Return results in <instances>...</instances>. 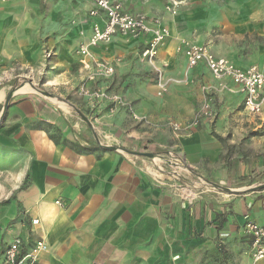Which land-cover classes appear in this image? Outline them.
<instances>
[{
  "label": "crops",
  "instance_id": "1",
  "mask_svg": "<svg viewBox=\"0 0 264 264\" xmlns=\"http://www.w3.org/2000/svg\"><path fill=\"white\" fill-rule=\"evenodd\" d=\"M64 3L69 6L68 16L80 23L52 27L46 83L57 94L68 90L73 96L71 78H76L79 68L75 49L88 39L91 23L97 19L88 15L92 0ZM51 14L54 22L59 21V12ZM79 30L84 32L81 36ZM119 36H114V42ZM40 48L37 43L24 51L41 56ZM104 49L92 48L99 57L114 62L116 54ZM117 57L113 64L118 75L127 73L125 56ZM253 64L264 68V61L239 67ZM193 71L211 77L202 63ZM67 78L72 85H67ZM123 86L119 89L131 101L130 112L110 111L101 101L93 107L91 100L79 105L75 95L60 103L37 92L11 105L2 146L13 155L7 162L15 165L18 180L0 200V264L7 244L17 236L26 247L40 238L49 245L40 254V264H264V258L253 259L250 238L244 233L247 220L264 224V135L260 156L250 162L255 179L230 191L201 186L194 189V198L182 199L175 183L157 170V161L154 164L137 153H142L140 145L149 131L129 114L145 113L155 119L175 115L184 122L194 114L193 105L176 106L166 98L151 106V97H144L147 84ZM237 94L242 104L243 95ZM251 116L264 120V110ZM201 125L177 134L175 147L206 177L204 161H213L221 146L210 136L206 123ZM10 132L16 135L9 138ZM226 171L223 177L231 173ZM244 171L245 166L239 165L232 181ZM190 177L187 174L185 179L193 182Z\"/></svg>",
  "mask_w": 264,
  "mask_h": 264
},
{
  "label": "rangeland",
  "instance_id": "2",
  "mask_svg": "<svg viewBox=\"0 0 264 264\" xmlns=\"http://www.w3.org/2000/svg\"><path fill=\"white\" fill-rule=\"evenodd\" d=\"M65 1L67 2V0H0V156H2L0 200L10 194L18 180L15 165L7 162L13 155L9 156L8 147L2 146L7 137L2 129L8 119L11 105L19 97L37 92L48 100L62 103L67 97L75 95L73 100L79 105L88 104L91 100L93 107L95 102L99 104L101 101L105 102L106 109L110 111L116 109L129 111L131 101L122 95L119 89L123 84L124 89L134 84L139 85L138 87L147 84L144 97H151V106L161 104L166 98L173 99L172 104L176 106L184 103L193 105L194 114L190 115L189 119L186 118L184 123L189 122L202 105L206 103L209 105L211 115L204 114L192 128L177 131L172 128V123H180L179 116L167 115L163 119H155L145 113H141L142 116H136L133 112L129 114L138 121V125L149 131L139 150L142 153H149L148 159L157 161V170L160 173L169 176L168 172L173 170L181 180L188 182L195 190L206 186L212 189L224 187L226 191H230L255 179L250 162L252 158L261 154L259 151L263 146L261 136L264 135V120L257 117L252 119V114L243 110L240 97L231 81H220L212 75L206 78L196 71L191 72L193 68L188 67L182 53L185 56L187 44L199 41L209 50L212 49L216 54L230 58L231 62L239 66L264 61V0H116L126 10L156 20L163 28L164 37L158 43L157 53L152 58L143 54L146 46L148 47L149 36L128 38L119 34L116 42L114 35L108 42L97 45L104 47L110 54L115 53V63L119 59L117 56H125L124 65L128 67V71L121 75H118L114 62L107 60L109 57L106 59L99 57V54L96 55L92 50L96 60H104L114 69L109 77H98L94 82H90L91 84L88 83L91 90L104 91L107 99L80 94L85 81V72L81 70L80 61L76 78H71L75 87L73 91H76L73 96L68 90L60 92L59 95L52 85L46 83L51 59V52L47 46L52 27L55 23L74 26L80 23L79 19H71L68 16L66 11L69 6L65 5ZM74 1L76 0H70ZM53 11L61 14L59 21L54 22L51 18ZM37 43L42 45L41 56L35 55L32 50L24 51V48ZM38 59L41 61H36ZM67 79V85H72L70 78ZM60 82L66 81L61 79ZM54 84L58 86L61 84L60 87L67 86L62 83ZM149 86L150 90L147 89ZM115 95L121 98L124 104L114 101ZM137 96L142 97L140 94ZM85 108L90 107L88 105V108ZM204 122L210 136L221 146L219 154L213 161H204L206 177L201 175L197 168L189 165L175 147L179 139L177 134L181 131L191 132L197 127L203 128L204 125L201 123ZM15 135V132H10L8 136L13 138ZM165 150L167 151L164 152ZM175 160L178 162L177 166L171 164ZM239 165L245 166V171L233 182L232 172H237ZM183 168L189 173H185ZM225 169L228 174L231 173L229 176L224 174L223 177ZM187 174H190L193 182L185 179ZM208 176L213 179H208Z\"/></svg>",
  "mask_w": 264,
  "mask_h": 264
},
{
  "label": "built area",
  "instance_id": "3",
  "mask_svg": "<svg viewBox=\"0 0 264 264\" xmlns=\"http://www.w3.org/2000/svg\"><path fill=\"white\" fill-rule=\"evenodd\" d=\"M94 5L89 10L88 15L96 18L97 21L91 23L90 36L87 41L77 48L80 57L81 70L85 72V81L80 89V94L97 98L107 99L104 91L91 90L88 83L94 82L98 77H109L114 69L104 60H96L93 57L92 48L101 43L108 42L114 35L120 34L126 37L149 36L148 47L144 55L154 57L157 53V45L164 37L163 28L155 20H151L144 15L126 10L119 1L116 0H93ZM80 35L83 30L79 31ZM147 43V42H146ZM184 50L186 63L189 68H194L202 63L206 66L210 75L220 81H231L237 93L243 95L242 106L249 114L260 115L264 110V68L257 65L239 67L228 58L216 56L208 47L203 44L190 43ZM120 104L123 100L118 96H113ZM206 103L202 105L196 115L187 123L173 122L174 130H185L195 126L204 114L211 115V111ZM178 165L177 160L171 162ZM160 170L161 167H160ZM168 178L175 183V188L181 198H194L197 193L190 184L173 170L168 172ZM59 202V201H57ZM35 222V221H34ZM244 233L250 238V254L254 260L264 258V224H259L253 220H247L244 225ZM49 250V245L40 238L31 246L26 247L24 240L19 236L14 237L3 252V264H40V254Z\"/></svg>",
  "mask_w": 264,
  "mask_h": 264
},
{
  "label": "water",
  "instance_id": "4",
  "mask_svg": "<svg viewBox=\"0 0 264 264\" xmlns=\"http://www.w3.org/2000/svg\"><path fill=\"white\" fill-rule=\"evenodd\" d=\"M31 84V83H30ZM40 91V90H39ZM41 92H43L44 93V91H41ZM138 154H142V155H145V156H147V155H149V153H140V152H137Z\"/></svg>",
  "mask_w": 264,
  "mask_h": 264
}]
</instances>
